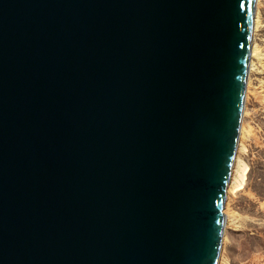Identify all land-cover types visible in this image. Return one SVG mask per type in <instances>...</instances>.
<instances>
[{"label": "water", "instance_id": "water-1", "mask_svg": "<svg viewBox=\"0 0 264 264\" xmlns=\"http://www.w3.org/2000/svg\"><path fill=\"white\" fill-rule=\"evenodd\" d=\"M256 0H0V264H218Z\"/></svg>", "mask_w": 264, "mask_h": 264}, {"label": "rangeland", "instance_id": "rangeland-1", "mask_svg": "<svg viewBox=\"0 0 264 264\" xmlns=\"http://www.w3.org/2000/svg\"><path fill=\"white\" fill-rule=\"evenodd\" d=\"M259 8L263 27L256 37L264 47V0H260ZM251 74L245 99V119L250 126L246 154L249 170L244 187L226 199L236 216L234 222H226V240L222 242L229 264H264V64Z\"/></svg>", "mask_w": 264, "mask_h": 264}, {"label": "bare ground", "instance_id": "bare-ground-1", "mask_svg": "<svg viewBox=\"0 0 264 264\" xmlns=\"http://www.w3.org/2000/svg\"><path fill=\"white\" fill-rule=\"evenodd\" d=\"M260 0H256V10H255V17H254V29H253V39H252V47H251V57H250V66H249V74L247 80V87H246V99H248V92L250 91V84H251V73L255 70L258 71L260 66L264 64V51L262 45L258 41L256 34L257 32L263 27V21L260 14ZM252 93V92H251ZM248 102V101H247ZM247 114V109L244 108V118L242 119L240 136L238 140L235 160L227 188V200H230L234 196H236L237 192L241 190L246 182L249 165L246 160V154L248 151V143L247 138L250 132V126L247 124L245 115ZM226 200V202H227ZM226 204V203H225ZM224 213L226 222H234L236 216L229 210L228 202L226 207H224ZM238 216V215H237ZM238 224V223H237ZM235 224V225H237ZM227 226L228 224L225 223ZM225 233V232H224ZM226 237L223 235V241L225 242ZM218 264H229V260L225 253L224 244H222V250L220 253V258Z\"/></svg>", "mask_w": 264, "mask_h": 264}, {"label": "trees", "instance_id": "trees-1", "mask_svg": "<svg viewBox=\"0 0 264 264\" xmlns=\"http://www.w3.org/2000/svg\"><path fill=\"white\" fill-rule=\"evenodd\" d=\"M263 196V195H262Z\"/></svg>", "mask_w": 264, "mask_h": 264}]
</instances>
